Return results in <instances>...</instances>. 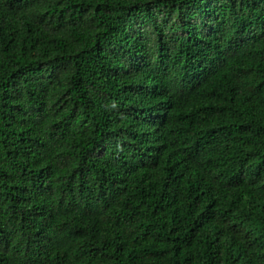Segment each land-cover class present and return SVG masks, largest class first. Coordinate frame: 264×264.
I'll return each instance as SVG.
<instances>
[{
    "label": "trees",
    "instance_id": "1",
    "mask_svg": "<svg viewBox=\"0 0 264 264\" xmlns=\"http://www.w3.org/2000/svg\"><path fill=\"white\" fill-rule=\"evenodd\" d=\"M0 264H264V0H0Z\"/></svg>",
    "mask_w": 264,
    "mask_h": 264
}]
</instances>
